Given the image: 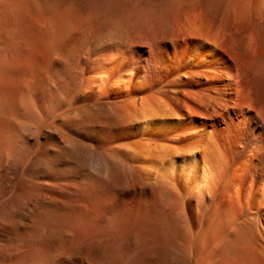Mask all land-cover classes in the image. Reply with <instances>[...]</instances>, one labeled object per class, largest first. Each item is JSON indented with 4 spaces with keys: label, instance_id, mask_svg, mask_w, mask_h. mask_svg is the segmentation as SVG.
I'll use <instances>...</instances> for the list:
<instances>
[{
    "label": "bare ground",
    "instance_id": "1",
    "mask_svg": "<svg viewBox=\"0 0 264 264\" xmlns=\"http://www.w3.org/2000/svg\"><path fill=\"white\" fill-rule=\"evenodd\" d=\"M31 1L0 0L22 20L0 30L38 36L30 58L57 68L46 112L75 144L42 194L97 241L79 263L143 264L153 242L174 264H264V0ZM85 160L103 179L71 180Z\"/></svg>",
    "mask_w": 264,
    "mask_h": 264
},
{
    "label": "rangeland",
    "instance_id": "2",
    "mask_svg": "<svg viewBox=\"0 0 264 264\" xmlns=\"http://www.w3.org/2000/svg\"><path fill=\"white\" fill-rule=\"evenodd\" d=\"M31 2L39 9L46 5L49 9L56 10L62 0ZM8 17H1L0 27L22 23L20 17ZM102 36L104 35H101L103 39ZM42 43L38 36L31 33L0 30V146L5 150L3 156L0 147V264H39L44 257L47 264L53 261L54 264L58 261V264H80L94 255L93 248L97 243L96 240L91 242L92 239L81 243L73 233H63L64 224L67 225L74 215L77 216V212L50 207L45 202L49 197L42 194L44 182L59 185L60 188L64 186V180L57 176L58 171L69 167L70 164L66 161L70 158L64 151L75 144L73 134L64 132L58 125L60 119L51 124L52 120L46 112V77L50 72L56 78L57 68L39 66L29 55L34 53L35 58L40 56ZM58 51L62 52L60 49ZM63 55L70 60V68L74 69L77 64L76 48H65ZM68 93L67 90L63 92L65 95ZM57 127L64 130H60L64 133H57ZM112 160L111 158V163L108 162L112 168L125 169L124 164H120L121 161L115 165ZM85 161L81 162L86 164L79 162L82 165L74 170L76 172H73L71 180L93 183L103 179V174H97L90 167L89 161ZM79 218L85 219V216L80 214ZM135 241L133 238L132 242ZM110 251L112 254L114 248ZM143 253V264H174L165 250L159 249L153 242ZM57 254L59 255L56 256Z\"/></svg>",
    "mask_w": 264,
    "mask_h": 264
}]
</instances>
